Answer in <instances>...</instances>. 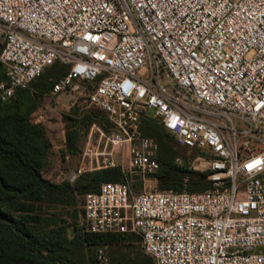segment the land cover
I'll return each instance as SVG.
<instances>
[{
    "label": "built area",
    "instance_id": "2783aa9c",
    "mask_svg": "<svg viewBox=\"0 0 264 264\" xmlns=\"http://www.w3.org/2000/svg\"><path fill=\"white\" fill-rule=\"evenodd\" d=\"M0 64L1 101L59 64L49 93L106 115L71 180L118 154L157 171L146 112L205 162L201 191L103 182L84 197L89 232L136 235L154 264H264V0H0Z\"/></svg>",
    "mask_w": 264,
    "mask_h": 264
},
{
    "label": "rangeland",
    "instance_id": "374dc122",
    "mask_svg": "<svg viewBox=\"0 0 264 264\" xmlns=\"http://www.w3.org/2000/svg\"><path fill=\"white\" fill-rule=\"evenodd\" d=\"M65 69H67L65 66L59 64L51 66L44 71L41 81L52 82L51 78L54 79L66 71ZM0 75L3 76L1 68ZM48 87L47 84H42L39 87L31 86L28 90L31 98L26 97L21 101L19 111L20 116H25L31 125L37 126L42 131L46 145L40 166L41 174L54 183L68 181L78 189L79 186L86 188L83 190L84 193L76 189L62 199L50 203H41L39 213L43 219L42 227L50 230L54 226L49 225V223H57L56 227L61 228L68 240L62 242L67 250L62 251V254H65L72 264H154L152 257L145 252L140 238L136 235L112 239L104 237L100 243L85 242L82 238L73 241L74 236L79 231L80 233L89 232L83 213L85 194L90 192L93 186L101 185L108 180L128 183L131 193L134 194L143 191L170 189L189 190V176L192 173L205 174L208 172L205 162L198 158L199 152L197 150L178 146L171 136L172 134L163 130L160 121L153 117L151 112H146L148 118L145 117L141 121L142 134L153 137L157 141V148H159L157 153L159 157L158 169L161 168V170L159 169L152 174L129 171L125 161L118 154L116 160L120 164L111 167L121 169L122 175L118 176L117 179H108L113 172L106 168L107 170H94L97 172L71 180L72 172L76 170L81 161V150L90 122H99L106 127L109 126V123L99 110L88 105L85 97H80L75 92L53 96L49 93ZM18 93L16 92L14 96H17ZM68 131L72 132V137H68ZM75 139L78 141L79 147L77 142L75 144ZM176 158H179L178 161ZM162 159L170 164L172 162L177 173L183 175L182 183L179 186L159 176L163 169L160 163L163 161ZM187 170L192 171V173ZM88 183L92 185L88 186ZM202 185L203 183H200L192 187L191 190H196ZM262 249L264 250V248ZM100 250H102L104 259L98 255Z\"/></svg>",
    "mask_w": 264,
    "mask_h": 264
},
{
    "label": "trees",
    "instance_id": "16d2710c",
    "mask_svg": "<svg viewBox=\"0 0 264 264\" xmlns=\"http://www.w3.org/2000/svg\"><path fill=\"white\" fill-rule=\"evenodd\" d=\"M0 68L3 71V76L0 75L1 81L4 79L5 74L1 64ZM44 71L32 82L31 86L39 87L42 84H47L50 88V81H41ZM30 87L17 90V93L21 92L7 100L10 102L0 100V264H72L69 258L62 254V251H67L62 242L68 240L66 235L62 233L61 228L56 227L57 223L50 222L49 225L54 226L50 230L42 227L43 219L39 213L41 210L40 204L62 199L76 189L84 193L83 190L86 187L79 186L78 189L68 181L54 183L41 174L40 166L46 145L42 131L37 126L31 125L25 116L19 114L21 101L26 97L31 98L28 92ZM99 112L107 119L102 111L99 110ZM145 117L148 118L145 114L141 117V121ZM161 127L164 131L170 133L162 124ZM140 129L142 132L141 126ZM67 134L68 137H72L71 131H68ZM171 136L173 137V135ZM76 142L78 146V141L75 139V144ZM157 159H159L158 155ZM162 160L160 163L163 169L159 176L179 186L182 183L183 175L177 173L172 162L170 164L165 162L164 159ZM107 169L113 172L108 179H117L118 176L122 175L119 168ZM159 169L161 170V168ZM97 171L80 174L77 178ZM187 171L192 173V171ZM108 181L117 182L114 180ZM200 183H203L202 187L191 190L192 187ZM87 185L92 184L88 183ZM209 187L208 172L205 174L192 173L189 176V190L186 191H201ZM99 188L100 184L88 190L96 192ZM126 235L132 234L80 233L79 231L74 236L73 241L82 238L85 242L100 243L104 237L112 239L115 237L123 238Z\"/></svg>",
    "mask_w": 264,
    "mask_h": 264
}]
</instances>
